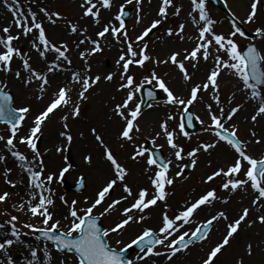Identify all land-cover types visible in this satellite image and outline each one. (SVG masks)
<instances>
[{
  "label": "rangeland",
  "instance_id": "obj_1",
  "mask_svg": "<svg viewBox=\"0 0 264 264\" xmlns=\"http://www.w3.org/2000/svg\"><path fill=\"white\" fill-rule=\"evenodd\" d=\"M226 1L235 15L250 30H256L258 27L264 28V16L260 5H257V14L254 22L248 23L246 22V18L248 12L250 11V4L252 0ZM114 2L115 5L113 6V10L115 13H117L118 6L124 3V1L113 0V3ZM81 3L82 0H19V7L23 12H26L27 9H31L33 11H35V9H38L39 12L43 14L44 19H46L43 26L45 28L48 39L52 43H55L57 45L66 43L69 49L67 55L69 56L70 60H72L74 59V56L72 54L74 46H71L70 33L72 32L70 31L69 22L74 19L77 20L81 18V15H79L78 13V8H80L78 4ZM159 5L160 0H142L140 5H137L136 0H132L131 4H125V7L132 6L133 8H135L132 18L129 22L125 23L128 30V36L131 41H135V37L141 34L143 30L150 25L152 20L159 18L157 16ZM173 5L174 7H169L167 18L164 19L161 23L164 27L159 28L157 31V39L152 40L148 37H145L143 41L139 42V44L147 45L146 54L149 55L151 59L146 61L143 67H140L138 65L130 66V74L134 76L136 85H140L142 82H145V77H147L148 81H150L153 85H158L157 81L152 80L151 77V73L154 71L157 76L166 81L167 87L169 89H172L173 93L176 92V95L184 98L188 95L191 87L195 86L196 84H200V80H205L206 75L213 66V61L211 59V56L207 62L203 59H199L198 62L192 60H184L183 62L185 64V68L191 76V79L186 80V82L184 83L183 75L177 65L172 64L171 62L156 63V61L158 60H167L173 52H180L181 55L178 57V60H183L184 49H192L191 46H188L185 40V27L182 33L184 39H180V36L175 34L178 30L179 25L184 24L181 16L182 13H179V15H173L175 7H180V9L183 11L185 5H187V8L192 7L191 2L190 0H173ZM42 8L46 9L49 13H60V18L53 17V19H56L55 24L50 23L47 20V18L44 16V13L40 11V9ZM207 12L210 18L216 21L215 25L213 26V30L216 33H222L227 36L231 31H233L231 20L221 11H218L210 3H208ZM104 14L105 10L102 9L101 17ZM194 15L197 14L194 13ZM138 19L139 23L137 22ZM99 27H101V25H99L97 29H99ZM82 28L83 27H81V29ZM169 28L173 30V35L171 36L168 35ZM78 34H81V32H78ZM32 36L31 38H29L28 46L24 44V46L26 47L24 49L22 48L23 45L19 44L18 40H14L13 44L14 46L19 47L22 53L26 54V58L30 57L29 62L31 63L33 68L37 69L38 71H46L45 64L41 66H39L38 64V54L34 52L35 50L32 48L30 43L33 38ZM234 39L239 44L240 48L247 42L251 41L250 38L246 35L244 37L237 35ZM255 41L258 44L261 53L264 54V37L257 38L255 39ZM120 47V49H122L124 48V45H121ZM134 47H138V45L134 44ZM209 51L213 55L217 54L214 46L210 47ZM219 54L223 57L222 52ZM55 56L56 53L53 52V58L51 57L48 62H52ZM13 61H15L22 67V61L19 58L14 57ZM194 63L196 65L195 67H193ZM74 67L75 66L73 65V67L71 66L70 68H73V71L80 70L79 68ZM62 72H64L66 76L64 77L65 79L69 78V73H67L65 69H62ZM171 73H178L177 76L180 77L181 83L183 84V86H181L180 88L176 86L177 90L175 91L172 86L175 82L176 84H178V82H180V79L173 82H168L167 76ZM26 74L28 75V73ZM226 74L227 75H223L221 73L218 79H227L233 81V85H231L230 89L227 92L233 91L236 98L233 104L222 103V106L226 114L232 107L236 106H239V111L235 115V120L229 121V125H227L223 121L222 123H224L227 128L237 129L239 136L242 140H244L247 150L250 151L253 157L259 158L260 156H264V146H262L263 142L260 141L261 139H258L259 130L262 126V123H264V114L257 116V119L255 121L251 119L252 115H254L256 112L258 102L251 97L250 90L243 89L242 82L239 81L238 77L231 76L227 70ZM61 75H63V73H61ZM201 77L202 79H200ZM116 80H118V82L120 83L122 82L119 78H117ZM224 83H226V81H224ZM63 84V81L57 82L55 86L56 90H58L60 85ZM6 88L11 89L13 92H15L14 90H16V88L12 87L11 85H7ZM102 89L103 91H101L100 93L97 92L94 94H92V91L89 90V92L85 94L86 98L83 100L78 98V92L76 90H72V92L70 93L73 103L79 104L80 114L79 116L71 117L66 121V123L69 125L68 129H65L63 126L59 128V130L61 131L70 132L73 137L70 144L66 142V146H59L63 149L62 151L57 152V147H55V149L53 148V152L52 150H46L47 148L45 147L44 140L45 132H43V129L41 128V134L39 135L41 136V139L38 150L40 151L41 157L44 162L43 174L45 177L48 174L54 175L53 181L47 186L52 189L51 194H53L57 199L59 209L58 210L56 207H52V209H50L49 207V211L53 214V221L60 220V208L66 209L67 211L68 204H65L61 197L67 200L69 204L73 200L77 201L76 207L80 210H83L91 204L92 201L90 200L92 198H95V194L98 192V190H100L101 187L105 185V182L112 177L110 162L105 159L104 147L99 142L97 143V146L99 147V154L96 156H94V153H91V155L87 154L86 149H84L87 145L84 147V143L81 146L74 147L75 140H78V137H76V132L78 131V129L73 130V128L78 126L80 122H84V124H86L85 127L88 128L87 135H92L93 137H95V134L92 132V129H95L96 134L98 133L101 136L104 144L113 152L117 161L127 169L125 180L121 183H127L132 188L133 196L136 195L139 189L146 188L148 186H151V189L153 191V186L151 184L150 178L153 176L157 168L156 166L150 167L146 163L147 158L150 156L144 147V142L146 140H152L155 144L161 146L171 161V172L169 173L168 177L173 180V183L171 185H168L167 189L165 190L168 193L166 199L164 201H157L156 205L149 206L144 210L143 213H140L138 210H133V212L130 213L131 215H133L134 217L144 215L145 219L141 222H132L123 230L117 232L109 231L108 237L112 246L118 248L123 247L128 241H130L144 229L150 228L159 234V227L162 226L161 221L164 215H168L170 218H173L175 214L184 210L187 203L193 202L196 198H199V196L201 194H204L206 191L215 189L216 194L220 199L213 201L211 205H203L204 208H200L196 212H194V216H191L193 218L190 219L191 222L185 224L180 229V232L191 231L192 229H195L200 224H202V222L207 217H211L219 211H224L227 217H229L232 213V215H234V213L241 214L244 208H248L249 215L245 218L244 221H242L241 228H239L238 231L233 235V237L230 238L229 244L226 245L220 253H218L216 258H214L213 264H239L241 260H243V264H264V223H261L258 220L259 216L264 215V206L262 207V209H260L259 205H253L252 202L250 203V200H252L251 197L248 201L245 200L247 196L249 197V192L253 194L254 191L250 186L239 188L235 192L224 190L221 187L223 181L225 180L223 176L216 177L211 182H205L208 175L212 174L219 168H227V166L232 164L237 154L232 152L233 150H231L229 146L224 142H217L218 138L216 137L212 129H209L197 135H188L187 137L183 136L179 131V121H177L179 120V114L182 111L181 106L167 103V94L163 89H161V93L164 95V99L158 103H154L153 105H151L150 110H148L149 112L154 113L153 115L155 120L150 121L149 117L147 116V113H149L148 111H145L141 115L139 114L136 124L140 128V131L135 132L136 134L134 135L132 141L124 140L120 136L124 121L114 111L115 107L113 111L110 110V107L113 104L114 106H116L117 104L122 103L126 98L127 90H121L117 88L107 90V88L104 86H102ZM212 92L213 90L210 88L207 91L201 92L202 98L194 104V110L197 114H199L201 120L208 127L211 125V121L208 117L207 106L211 104L213 112H217L219 107V105H217L216 102L212 100ZM262 92L264 94V88ZM32 93L33 96H31ZM137 93L138 92H136L135 94L134 100L129 103L128 110L132 109L136 105L139 98ZM40 94L39 83L34 81L33 83L29 84L27 90L23 89L21 93H19V96L15 93L14 104L16 107L28 104L31 106V109L32 107L37 108L34 109V113L32 112V110L30 111L31 113H33L34 117L40 110L44 109L49 100L52 98H48L45 101L42 100V102L38 105V103H35V101L41 100L37 99V96H39ZM126 111L127 109L125 110V112ZM30 112L28 114H30ZM28 114L27 118L30 117L28 116ZM169 116L173 118L169 119ZM59 119H61V117ZM115 121H117V123L110 127V125L115 123ZM165 121H167L169 130L175 132V142L180 144L184 149V152L182 153V156L184 158L182 160H177L175 158L173 154L174 150H172L167 144L166 137L161 131L160 125ZM28 123L29 120L27 119L21 126V129L25 128L26 134H28V129L30 128L28 127ZM177 123L178 126H176ZM104 131L109 132L108 136L102 135ZM157 133H160V135H157ZM252 133H255V135H252ZM7 135L8 134H6V137ZM106 138H109V140H106ZM257 140H259V143H256ZM14 143H16V141H14ZM212 143L216 144L214 148H210L207 151L201 150L196 154L195 157H188L186 155L188 151H191L201 144ZM66 147H70L73 156L77 158V166L75 168L70 166L66 159ZM140 148L145 149L144 155L142 157H138L136 160H133L131 158L132 155L136 150ZM16 150H19L27 157L32 158L31 151L26 153L20 150L18 146ZM6 154L9 155L10 158L16 160V158L11 155L8 149H6ZM86 156L91 157V163H89L85 159ZM95 159H103L106 163H103L101 160L95 162ZM193 159H195L196 163L193 166L192 170L189 173L184 172L185 162L188 160L192 161ZM28 162L32 163V160L28 158ZM97 162H100V165ZM101 164H104V166L110 170V176H107L104 179H100L98 183H95L93 182V180L98 179V173L103 172V170L101 171L99 169V166L101 167ZM32 166L35 169L34 163H32ZM63 168L67 169V171H65L67 173V178L72 181H74L79 174L87 176L88 188L86 189V191H83L81 193L68 192L64 187L63 179L60 175V171ZM178 171H182L183 174L181 176H177L176 173ZM243 171L244 169L242 168L241 176L239 178H243ZM24 174L27 178H29L26 171H24ZM145 179L147 182L144 181ZM2 180H5V185H0V194L7 191L10 193V196L7 200L0 202V224H3V229L6 227L7 230L2 232V234L0 235V241H3L7 238L16 239L11 235V225L6 223L8 220H10L11 216L18 217V219L13 223L16 226V231L20 233L19 240H17L8 249V256H11L12 264H27L28 260L31 259V255L22 257L20 252L30 254V250L33 249L37 251L36 260L41 259L42 261H46L49 264H77V257L73 253L60 252L47 241H44L40 238L37 239L36 233H33L32 229L26 227L27 224H32L36 227L46 226L42 224L40 217L29 215L31 213L27 210L28 205L26 203L29 199L25 197V199L23 198L22 203L25 202L26 209H23L22 211H19L17 209V211L13 210L12 203H8V201L11 200L13 191L6 185L8 184L6 180H11L9 174L5 173L3 175L0 172V181ZM121 183H118L114 186L113 192H110V194L105 198V200L103 201V205H99L96 209L93 210V214L101 216L100 213L104 211V209L111 201L126 195V193H124L122 190ZM237 192L239 194H237ZM225 199L227 200L226 203L223 202ZM32 202L35 203L36 201ZM132 202L133 197H128L127 200H123L120 204H118L115 209L101 216L106 230L112 228L116 224V222L122 218L121 213L123 208L130 206ZM247 205H249L251 208ZM170 207H172L173 209H170ZM220 220L224 219L221 218L217 221H214L215 226L210 231L208 237L202 243L195 244V247H192L195 249L196 247H198V249H200V251L202 252L201 257H196V255L190 254L189 251L190 249H192L190 248L184 251L185 253H188L186 259L181 260L177 264H201L202 260L206 258V254L209 249L211 247H214L217 242H220L222 240L221 237L226 234V227L223 231L217 234V228L219 227ZM50 223H52V221H50ZM67 228L68 222L66 224L61 223L60 230L66 231ZM248 244H251L253 246V251L250 256L247 254ZM17 247L19 250L21 249V251L19 252V254H13V251H17L15 250L17 249ZM146 250L147 249L138 251L133 254L131 258V264H136V258L140 259V255ZM153 251L161 252L163 254L159 256L144 255V260H147L148 264H162L159 262V260H168L169 253L164 246L159 245L155 247ZM48 253H51L50 257ZM5 260L6 261L1 264H7V256L5 257ZM33 264H37V262L34 260Z\"/></svg>",
  "mask_w": 264,
  "mask_h": 264
},
{
  "label": "snow or ice",
  "instance_id": "obj_2",
  "mask_svg": "<svg viewBox=\"0 0 264 264\" xmlns=\"http://www.w3.org/2000/svg\"><path fill=\"white\" fill-rule=\"evenodd\" d=\"M142 0H136L137 5H140ZM192 10L189 12V17L192 20L193 25L197 28L198 35L196 37V43L194 47L189 49H184L183 60H178L181 55L180 52H173L167 60L156 61V63H169L178 66L180 72L183 75L184 80H190L187 69L185 68L184 60H192L198 62L199 59L208 61L210 56L213 61V66L206 75L205 81L202 84H196L191 87L189 93L186 97L181 98L179 95H175L165 84L164 80L157 76L153 71L151 73L152 80L157 81L158 86L164 90L167 94V103L172 105L183 106V113L187 115L189 123L192 120L191 114L188 112V106L192 105L198 98V92L207 91L211 86L213 92L216 93L214 100L217 105H219L217 112L212 111V105L207 106L208 117L211 121L209 126L218 138L217 142L227 143L237 154L234 162L227 166V168H219L212 174L206 177V183L213 181L216 177L223 176L225 180L223 181L221 187L224 190H230L235 192L239 188L245 186H250L254 191L255 196L252 200L253 205H261V201L264 200V156L260 158L253 157L248 154L246 150V144L242 142L238 136L237 131L233 128L229 131L225 128L224 120H231L232 117L239 111V106L232 107L230 111L226 114L222 106L220 96H219V82L218 77L221 72L225 69L229 70L234 76L238 77L239 81L242 82L243 89L250 90V95L253 99L258 102V106L254 115L251 119L255 121L257 116L264 114V94L260 90V86L264 85V54H262L255 45H250L247 51H242L239 44L234 39L237 35L244 37L245 32L237 26L236 20L233 19L231 31L227 36L224 34H217L213 30V26L216 21L211 19L206 10V0H190ZM4 5L13 12V23L16 28L20 29V34L28 36L33 34V38L30 41L32 48L38 53L41 59L45 61L46 71H38L31 65L30 57L26 58V54L22 53L21 49L14 46L13 41L19 40V34H10V28L4 27L0 29L4 35L0 36V71L9 72L12 71V62L14 57L19 58L22 61L23 70L28 73L27 77L24 79V84L27 86L31 83H39V92L41 94L45 91V86L49 84L48 73H52L55 70L61 68L59 61H65L71 64L69 56L67 55L69 49L66 43L57 45L52 43L47 35L42 21L37 20V15L31 9H28V14L25 15L23 11L20 10L19 0H3ZM132 0H124V3L118 6L117 13L106 23L101 25V10H111L113 7V0H82L80 4L83 10L84 17H91L92 21L96 25H101L100 29L96 32V36L99 38H106L110 35L118 43L124 45L121 49V54L119 55L116 64L118 70L120 71V80L122 81L119 85L121 90H127L125 100L115 106L114 111L116 114L124 121V125L121 129L120 136L122 139L127 141L133 140V131L139 132L140 128L135 123L140 113L139 105H135L132 109H129L127 113L126 109L129 108V103L134 100L136 92L140 90L139 85L135 84L134 76L130 74V66L138 65L143 67L145 62L150 60L151 57L146 54L147 45L139 44L144 38L158 25H160L164 19L167 18L169 7H174L173 0H160V5L157 10V16L159 18L151 21L150 25L146 27L143 32L135 37V41H131L128 36V30L125 25L124 16L125 4H131ZM260 0H252L250 4V11L247 14L246 22L252 23L257 14V5ZM15 8V11L13 9ZM180 7H175L173 15H179ZM44 13V16L50 23L55 24L56 19L53 17L60 18V13L51 12L49 13L46 9H40ZM196 13L198 15H193ZM117 23H113L112 21ZM139 23V19L137 20ZM70 31L72 33H85L87 28H78L76 23L69 22ZM184 30V24H180L176 35L180 36V39H184L182 33ZM256 34L258 36L264 37V28H257ZM168 35H173V30L168 29ZM87 41L91 47L82 50L80 52V58L84 61L83 70L74 71L71 74L70 80L64 85L60 86L58 90L54 93L52 98L49 100L44 109L40 110L38 114L35 115L32 125L28 129L27 135H21L18 137L21 126L27 118V114L32 110L31 106L28 104L21 105L19 107H14V97L5 91L7 85L0 81V122L6 124L8 127L6 131L8 132L7 137L0 134V141H4V147L10 151L11 155L16 158L17 161L21 162L20 166L25 169L29 176V196L30 199L26 202L28 205L27 210L32 216H38L41 218V222L46 227H36L32 224H27L26 227L32 229L33 233L40 232L43 233L45 237L49 240L54 241L57 249H74L78 253L77 264H131V262H125L122 259V253L117 250H112L104 240V237L109 235V231L117 232L123 230L132 222H141L145 219L144 215L134 217L130 213L133 210H138L143 213L151 205H156L157 201H164L168 195L165 191V185H171L173 180L167 175L171 161L168 162L159 161L152 156L147 158L148 166H156L157 170L154 172L153 176L150 178L151 184L153 186L154 195L149 194L147 189L141 188L138 190L135 196H133V190L127 183H121L125 180L127 175V169L122 166L114 156L113 152L108 149L104 144L103 139L99 134H96V130L92 129L95 134L96 140L104 147L105 159L110 162L112 177L105 182V185L101 187L100 190L95 194V198L92 203L85 209L80 210L76 207L77 201L73 200L69 204L67 200L63 197L61 199L65 204H68L67 215L63 217L68 221V228L66 231L62 232L60 235H56L61 228L60 220L53 221V214L49 211V207L54 204L52 199V189L48 187L53 179V174H48L46 177L43 174L44 162L41 157V153L38 150L37 140L39 139V133H41V128L44 122L49 118V115L54 112V110L60 108H69L67 114L63 115L61 119L65 121L63 127L68 129L69 125L66 121L69 116L77 117L80 114L79 104H74L70 93L73 87L79 85L78 98L83 100L86 98V93L89 92L96 84L101 80V76L98 74H91V65L88 64L87 58L90 55L100 52L101 43L99 39H92L91 37L85 36L83 40H80V44ZM134 44L138 47H134ZM215 47L217 54H211L210 47ZM79 47V45H77ZM48 52L56 53L54 60L49 63L46 54ZM223 53V57L219 53ZM199 54V55H198ZM226 57V58H224ZM195 63L193 67H195ZM15 76L20 78L21 73L19 71L15 72ZM105 80L111 81L113 79V73H108L104 76ZM145 82H148V78L145 77ZM242 89V90H243ZM151 95V93H149ZM234 95V94H233ZM42 95L37 96V99H41ZM173 117L169 116V119ZM199 119V117H197ZM180 133L187 137L188 133L184 131V123L179 124ZM163 135L166 137L167 144L172 150L173 154L177 160H182L184 157L182 153L184 152L183 147L175 142V132L170 131L167 125V121L160 125ZM62 137H65L66 141L70 144L73 137L70 132L62 131L60 133ZM160 135V133H157ZM255 135V133H252ZM17 141L20 144L26 145L32 153V163L35 164V169L32 163L28 162V157L17 149ZM259 143V140L256 141ZM215 143L212 144H201L198 147L188 151L186 155L188 157H195L196 154L201 151H207L210 148H214ZM63 149L57 147L56 151L60 152ZM145 153V149L140 148L134 152L132 159L136 160L138 157H142ZM5 157L0 155V161H3ZM85 159L91 163V157L86 156ZM196 163L195 159L192 160V165ZM246 165V167H245ZM242 168L243 178L241 176ZM6 171L10 172V169ZM67 171L66 168L61 169L60 175ZM182 171L176 173L177 176H181ZM6 182L14 186V182L11 180H6ZM121 183L122 190L126 195L111 201L103 212L100 213L101 216L112 211L120 204L123 200H127L128 197H133V202L130 206L124 207L121 213L122 218L116 222V224L109 230H102L97 224L96 217L93 216V210L97 208L105 198L110 194V190L114 188L115 185ZM47 193V194H46ZM10 193L5 191L0 194V202L7 200ZM147 198V199H146ZM220 199L215 189L206 191L201 194L198 199L193 202L187 203L183 211L175 214L173 218L168 215H164L161 221V227H159V236L155 235L153 230L148 228L144 229L142 234L138 235L131 241V244L136 245H147V250L144 255H162L161 252H154L152 245H162L168 250V259L170 260L176 253L187 249L189 244L192 243L193 239L204 240L207 238L208 232L213 221L219 219L228 220V217L224 211H219L212 215L210 219H207L202 226L197 227L189 235L188 231L180 232V229L185 225L190 223V218L194 212L201 208L203 205H211L213 201ZM32 201H36L33 203ZM223 202H227L225 199ZM24 203L19 205L20 210L24 209ZM264 206V205H261ZM249 215V209L244 208L242 213L234 221L227 223L226 234L223 239L216 243L214 247H211L206 254L201 264H213L214 258L217 257L218 253L229 244L230 238L238 231L242 221ZM18 219L17 216H11L10 220L6 223L11 225V235L16 239L7 238L0 241V252L7 256V264H12L11 256H8V249L19 240L20 233L16 231V226L13 223ZM261 223H264V215L258 217ZM52 221V223H50ZM180 222V223H177ZM4 225L0 224V228ZM177 233H179L177 235ZM171 238V239H170ZM187 238V239H186ZM39 239V237H37ZM167 242V243H166ZM143 250V249H142ZM253 251V246L251 244L247 245V254L250 256ZM31 259L28 260L27 264H33V261L37 259V251L30 250ZM49 257L51 253H48ZM144 257H140L143 259ZM243 264V260L239 262Z\"/></svg>",
  "mask_w": 264,
  "mask_h": 264
},
{
  "label": "bare ground",
  "instance_id": "obj_3",
  "mask_svg": "<svg viewBox=\"0 0 264 264\" xmlns=\"http://www.w3.org/2000/svg\"><path fill=\"white\" fill-rule=\"evenodd\" d=\"M121 1H124V0H121ZM114 5H115V2L113 3V6ZM78 6L80 7V4H78ZM113 9L114 8L112 7L111 10H105V14L101 17V25L106 23L108 20H110L116 14ZM189 12H190V10H188V9L184 11V19H185V24H186V39L185 40H186V43L188 44V46L193 47L196 43L195 33H196L197 28L193 25L192 20L189 17ZM78 13H79V15H81V18H79L77 20L74 19L71 22L76 23L79 26V28H81V27L87 28V32L81 33V34L70 33V36H71L70 39H72L74 42H76V49H75L76 58L74 60V65L76 67H78L79 69L83 70L84 61L81 60L79 54L82 50H86V49L91 47V45L87 41H85V43H83V44H80L79 43L80 40H83L85 36L91 37L92 39H99L100 43H101V48L103 50L100 52H96L93 55H90L87 58V60H88V64L91 65V74L100 75L101 80L99 81L98 84H96L90 90L92 91V94H94V93H97V92L100 93L101 91H103L102 86L106 87L107 90H111L113 88L120 89L119 88L120 82H118V80H116L117 78L120 79V71L118 70V66L116 64V61H117L119 55L121 54V49H120L121 47L120 46L122 44L118 43L110 35L106 36V38H103V39L97 37L96 32L100 29V27H99V29H97L99 25L94 24L91 17H84L83 16V10L81 9V7L78 8ZM112 22L115 23L116 21L113 20ZM4 27H9L10 33L12 35L19 34V40H18L19 44H26L28 46L29 38H31L32 35L29 34L28 36H24V35L20 34L21 30L15 27V25L13 23L12 14L7 9L2 7V5L0 4V29H2ZM0 36H3L2 32H0ZM77 45H79V47H77ZM51 56H50V58H51ZM38 57H39L38 62L40 63L39 66L44 65L45 64V63H43L44 60L41 59L40 56H38ZM22 68L23 67H21L19 64H17L15 61H13L12 62V71H9V72L0 71V81H2L5 85H11L12 87L16 88V90H14V91L16 94H18V96H19V93H21V91L23 89L27 90L29 87V85L26 86L23 82L24 79L27 77V74H26V72H24V70ZM16 71H19L21 73L20 78H17L15 76ZM58 71L59 70H55L52 73H48L49 84L45 86V91L42 94L41 100L35 101V103H38V105L42 102V100H46L48 98H51L54 95V93L56 92L55 84L58 81L62 80V76L58 74L59 73ZM108 73H113V79L111 81L104 79V76L107 75ZM177 75H178V73L169 74L167 76L168 82H173V81L179 80L180 77ZM69 80L66 79V80H64V82L67 83ZM179 81L180 82H178V84H176V82H175L173 85V88L174 89L176 88L175 90H177L176 86H178V88L183 86V84L181 83V79ZM73 89L78 91L79 85L74 86ZM104 92H106V91H104ZM31 96H33V93L31 94ZM114 107L115 106L113 104L110 107V110L113 111ZM69 108H70V106H69ZM69 108H64V109L58 108V109L54 110V112L51 113L49 119H47L44 122L45 126L43 128V132H45L44 140H45V147L47 148L46 150H48V151L52 150V152H53V148L55 149V147L65 146V143L67 141L65 140V138H63L60 135L61 130H59V128L64 125L65 121H63L59 118L65 114H67L69 111ZM34 109H37V108L32 107L33 113L35 112ZM33 113L30 112V114H28V116H30L28 118L29 125L32 124V121L34 119ZM153 114H154L153 112L147 113V116L149 117L150 121L155 120ZM71 117L72 116H69V119ZM116 123H117V121H115V123L110 125V127L115 125ZM78 127H80V126H78ZM6 128H7V125L3 124L2 127H0V129H1L0 134L6 136V134L8 133L6 131ZM75 128H77V127H75ZM87 130H88V128L85 126L78 128V131L76 132V134H77L76 137H78V140L77 139L75 140L74 147L81 146L84 143V147L87 145L86 148H84V149H86L87 154L91 155V153H94V156H96L99 154V147L97 146L98 141L92 135H87ZM108 134H109V132H107V131H104L102 133L103 136H108ZM21 135H27V134L25 133V131L21 130L18 133V137ZM260 137H261L262 142H263L262 146H264V123H262L261 129H260ZM106 140H109V138H106ZM16 144L20 148V150H22L26 153L30 152V149L27 148L26 145L20 144L17 141H16ZM50 154H52V153H50ZM0 155H3L5 157V159L3 161H0V172L3 175L5 173L9 174L11 181L14 182V186H12L10 184H6L13 191L12 196H11V200L8 201V203L9 204L12 203L14 211L16 209L19 211H22V210H20L19 205L22 203L23 198L25 197L27 199H30V196L28 194L29 193V187H28L29 178H27L25 176V174H24L25 169L22 168L20 166V164H18V162L16 160L10 158L8 155H6V148L4 147V141H0ZM28 158L30 160H32L31 157H28ZM98 160H101L103 163H106L103 159H97V160L95 159L94 161L96 162ZM97 163H99V165H100V162H97ZM7 169H10L11 171L8 172V171H6ZM99 169L101 171L103 170V172L98 173V175H97L98 179L93 180V182H95V183H98L100 179H104L105 177L110 176V170L107 169L104 166V164H101V167L99 166ZM144 181H146V179ZM4 182H5V180L0 181V185H5ZM144 189H147L149 191L150 196L152 194H154L152 189H151V186H148ZM51 195H52V199L54 201V204L52 206H50V209H52V207H56L58 209L57 199L54 197L53 194H51ZM254 196H255V194L252 195V200H253ZM93 199L94 198H92L91 201H93ZM245 200L248 201L249 199L246 198ZM262 204H264L263 200L261 201V205ZM101 205H103V202L100 204V206ZM247 206L250 207L249 205H247ZM24 209H25V206H24ZM232 214L228 217L227 221H225V220L219 221V227L217 228V233H220L221 231H223L225 229L227 223L234 221L240 215L237 213H234V215H232ZM29 215H31V214H29ZM66 215H67L66 209L60 208L59 218H60V221L62 224H66L68 222L67 220H65L63 218ZM239 228H241V225ZM4 231H7L6 227L4 229L3 228L0 229V235ZM223 237L224 236H222L221 239H223ZM15 250H17V251H13V254H17V253L19 254V252L21 251V249L19 250L18 247ZM189 252H190V254L196 255V257L201 256L200 250L197 247H196V249L195 248L190 249ZM20 254L22 255V257L26 256V255L30 256V254H28V253H21L20 252ZM187 254L188 253L180 251V252L176 253V255L173 256L170 260L169 259L168 260L161 259V260H159V262L162 264H177L181 260L186 259ZM3 256H4V254L0 252V264L6 261L5 260L6 256H4V257ZM142 256L144 257V253H142L140 255V257H142ZM35 261L37 262V264H49L46 261H42L41 259H38ZM254 263H256V262H254ZM136 264H148V262H147V260H144V258L143 259H137L136 258Z\"/></svg>",
  "mask_w": 264,
  "mask_h": 264
},
{
  "label": "water",
  "instance_id": "obj_4",
  "mask_svg": "<svg viewBox=\"0 0 264 264\" xmlns=\"http://www.w3.org/2000/svg\"><path fill=\"white\" fill-rule=\"evenodd\" d=\"M213 2H215L216 4H218L220 7H222L223 9H225V5L223 4L222 0H212ZM250 46V45H249ZM248 46V47H249ZM97 224H98V221H97ZM99 225V224H98ZM100 226V225H99ZM101 227V226H100ZM102 229V228H101ZM44 236V235H43ZM74 250V249H73ZM122 253V259L127 262V257H128V254H129V250L125 249V250H122L121 251Z\"/></svg>",
  "mask_w": 264,
  "mask_h": 264
}]
</instances>
